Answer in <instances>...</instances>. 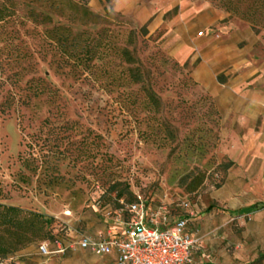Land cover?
<instances>
[{
	"label": "rangeland",
	"instance_id": "rangeland-1",
	"mask_svg": "<svg viewBox=\"0 0 264 264\" xmlns=\"http://www.w3.org/2000/svg\"><path fill=\"white\" fill-rule=\"evenodd\" d=\"M71 1L84 3L97 19L69 23L66 11L64 17L51 14L52 24L98 41L107 55L93 64L103 71L72 69V63L59 60L43 34L51 25L21 18L0 24V204L51 219L47 258L57 256L58 243L64 248L84 237H107L106 230L123 232L128 216L105 194L109 186L128 185L146 208L166 206L172 220L185 215L180 207L185 196L194 202L214 187L222 176L216 166L226 161L219 153L214 102L192 80V65L167 54L173 11L152 30L149 22L138 24L133 13L115 11V0ZM24 10L18 7L19 16ZM115 47L131 52L157 108L139 85L124 82L126 64L113 53ZM257 48L264 50V43ZM199 173L204 185L187 193L181 183H191ZM121 201L126 203V195ZM47 258L19 252L4 264H43Z\"/></svg>",
	"mask_w": 264,
	"mask_h": 264
},
{
	"label": "crops",
	"instance_id": "crops-1",
	"mask_svg": "<svg viewBox=\"0 0 264 264\" xmlns=\"http://www.w3.org/2000/svg\"><path fill=\"white\" fill-rule=\"evenodd\" d=\"M143 1L147 5L136 9V3ZM114 10L133 13L138 24L149 22L152 30L173 11L167 54L192 65V80L212 99L218 113L220 157L232 166L219 187L208 186L185 211L186 231L196 241L191 264H264V50L257 48L264 43V33L235 19L219 24L229 15L200 0H115ZM106 233L98 239L123 235ZM77 244H64L63 253L48 258L32 245L20 254L42 255L47 258L43 264L117 261L114 252L100 256Z\"/></svg>",
	"mask_w": 264,
	"mask_h": 264
},
{
	"label": "trees",
	"instance_id": "trees-1",
	"mask_svg": "<svg viewBox=\"0 0 264 264\" xmlns=\"http://www.w3.org/2000/svg\"><path fill=\"white\" fill-rule=\"evenodd\" d=\"M22 1L23 3H20ZM108 3L111 0H106ZM215 8L223 10L229 17L223 22L237 19L250 25L256 33H264V0H208ZM18 7H24L23 14L19 16ZM68 11L70 16L65 19L69 23L77 22L85 25L97 19L86 8L84 3L73 2L71 0H0V24L13 21L15 18L24 19L35 26H49L45 28L43 34L46 40L51 42V46L59 54V60L70 65L72 69L82 68L84 71L96 69L103 71L101 67H96L94 62H104L107 51L101 50V44L93 39L86 32L77 33L69 26L52 24L51 14L64 17ZM85 35H87L85 37ZM84 37V38H83ZM113 53L126 67L122 68V74L125 75L126 84L139 85L140 90L144 93L147 103L157 108L159 102L155 94L146 87L141 72L137 66L136 60L132 57L131 52L124 47H115ZM186 65V64H185ZM219 82H223V76L217 77ZM117 78L113 79L116 82ZM232 166L230 161L220 163L216 166L221 179L215 183L217 188L223 181V174ZM191 175L184 177V180ZM205 175L199 173L192 179V182L181 186L187 193L197 191L204 185ZM119 184L115 183L109 186L105 194L111 197L117 208H122L121 200L126 195V203L132 204L137 201L133 196L128 185L119 190ZM184 199H190L185 196ZM124 203V202H123ZM182 208V207H181ZM183 209V208H182ZM185 212V210L183 209ZM169 215L171 213L169 212ZM128 219H129V215ZM184 219L185 215L178 216L176 219ZM128 221V220H127ZM172 220L171 222H173ZM51 219L43 214L24 210L20 207L0 204V264H4L8 258L23 251L35 243H48L52 239ZM254 262L253 264H257Z\"/></svg>",
	"mask_w": 264,
	"mask_h": 264
},
{
	"label": "built area",
	"instance_id": "built-area-1",
	"mask_svg": "<svg viewBox=\"0 0 264 264\" xmlns=\"http://www.w3.org/2000/svg\"><path fill=\"white\" fill-rule=\"evenodd\" d=\"M135 197L132 204L121 201V210L129 215L121 238L105 241L84 237L77 245L100 256L114 252L115 264H191L196 241L186 231L188 219L171 222L166 206L151 210L138 195ZM189 206L188 199L181 200L185 211ZM58 244L55 253H63L65 249ZM38 250L45 257L51 254L46 242L38 244Z\"/></svg>",
	"mask_w": 264,
	"mask_h": 264
}]
</instances>
